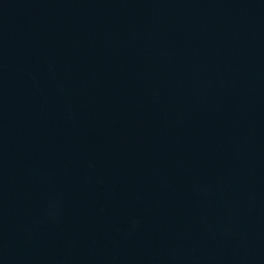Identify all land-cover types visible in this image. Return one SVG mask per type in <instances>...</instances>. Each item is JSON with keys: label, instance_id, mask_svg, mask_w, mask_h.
<instances>
[{"label": "water", "instance_id": "95a60500", "mask_svg": "<svg viewBox=\"0 0 264 264\" xmlns=\"http://www.w3.org/2000/svg\"><path fill=\"white\" fill-rule=\"evenodd\" d=\"M0 264H264V0H0Z\"/></svg>", "mask_w": 264, "mask_h": 264}]
</instances>
